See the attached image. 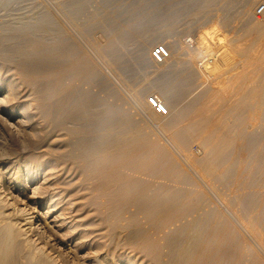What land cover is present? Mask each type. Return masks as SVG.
<instances>
[{
	"label": "rangeland",
	"instance_id": "1",
	"mask_svg": "<svg viewBox=\"0 0 264 264\" xmlns=\"http://www.w3.org/2000/svg\"><path fill=\"white\" fill-rule=\"evenodd\" d=\"M20 1L9 0L5 8L0 5V25L16 19L36 23L33 3L43 6L53 20L45 36L46 48L49 46L50 58L62 54L60 60L52 57L48 64L49 79L60 66L73 61L78 64L91 80L80 82L65 77L63 84L73 82L81 87L77 89L80 92H93L123 115L122 119L100 116L97 133L89 135L87 141L90 136L107 133L119 140V147L126 148L129 157L125 163L129 168L117 171L122 178L110 179L107 187L103 185L105 180L101 181L107 175L106 169L92 174L84 171L86 162L81 159L71 157L65 161L64 167L75 171V176L61 177L65 205L61 202L52 215L46 216L48 206L44 201L32 208V240L39 237L36 218L49 222V227L60 225L57 219L67 218L66 222L72 223L68 226H75L77 219L72 221L73 213L68 215L66 209V203L73 199L86 207L92 201L95 230L103 236L93 245L100 259L106 253L103 246H109L106 264H148L150 249L146 245L133 248L140 252L135 256L130 249L133 257L128 253L131 243L128 247L127 240L138 229L135 225L142 223L143 229H149L146 222L151 216L158 224L164 219L169 222L160 227L159 235H154L158 237L155 240L161 261L150 259V264H264V13L256 15V8L264 6V0H83L85 7L76 15H72L69 5L75 0ZM212 24L219 25V33L240 48L226 76L206 80L200 79L186 52H196V38ZM187 40L195 43L191 51L184 45ZM157 44L168 45L173 53L162 66H155L150 59ZM222 46L215 48L213 55L223 53ZM148 96H156L166 106L167 114H152L146 104ZM64 128L60 132L64 150L71 151L69 146L78 138ZM204 140L211 145L206 147ZM221 141L225 150L216 159L213 146ZM22 168L20 181L25 183L26 171ZM40 183L27 184V194L32 195L35 187L41 188ZM65 230L59 232L61 236L69 233ZM70 237L67 239L74 256L67 248L55 249L63 264L82 261L88 253L86 246L81 247L77 238ZM0 245L4 249L3 242ZM23 246L21 242L7 252L9 264H28Z\"/></svg>",
	"mask_w": 264,
	"mask_h": 264
},
{
	"label": "bare ground",
	"instance_id": "2",
	"mask_svg": "<svg viewBox=\"0 0 264 264\" xmlns=\"http://www.w3.org/2000/svg\"><path fill=\"white\" fill-rule=\"evenodd\" d=\"M75 1L76 2L74 3L69 2L72 15L73 13L75 14L79 12L84 6L83 0ZM7 2L9 3V0H0V5L4 7V5H7ZM32 8L34 9L32 10L35 13L34 20H36V23L27 20L16 19L12 21L8 20L0 25V243L2 244L3 242L4 246V249H0V264H9L8 260H6L8 257L7 252L9 253L14 245H20L21 242L24 245L22 249L25 250V255L27 254V256H25V259H27L26 263L61 264V260L63 259H59L61 263L58 261V257H61V254L59 255V253H57V256L55 252L59 249L67 248L69 252L72 251V254L74 253L69 245L71 241L67 239L70 236L73 238H77V240L81 242L79 243V245L83 244L84 246H86L88 251L87 255L82 257V261H77L76 259L75 264H106V259L108 258L107 256L109 254V246H107V244L103 246L102 249L106 251L107 254L104 253V257L100 259V257H96V244L93 245L95 241H97L98 239L100 240L103 236L100 237L101 233L98 234V231L95 230L96 224L94 222L95 220L92 217H94V214L96 215V212L92 211L95 209H93V207L91 206L92 201L88 200L90 202V204L88 202L90 207H86V205L83 203L79 204L77 202H72L73 199L69 200L66 203L69 207L66 208L68 209V215L73 213V215L71 216L72 218H69H71L72 221H75V219H77V222H75V226H68L72 223L68 224V220L66 222L67 218H59L62 214L60 215L58 213L60 216H56L57 218H59L56 221H59L58 223L56 221L55 222L57 224L60 223V225H56V227H49V222L47 223L46 220L43 221L40 218H36L38 224L36 225L35 230L38 231V235L39 237H41H37L35 240H32V237H30L31 235H29V232H31V223L32 221H34V216H32V214L34 213L31 211L32 208H36L35 206L44 201V204L46 203V205L48 206L47 209H45L46 212H44L46 216L49 214L52 215V213L55 211L53 210L55 206H57L61 202L63 203V197L65 196L62 197V192L65 191H63V188L65 187H63L64 184L62 186V182L64 179H62L61 181V177H63V174H67V176H75L74 170L69 167V169H67V167H64L63 165V163L69 160V158H76L78 159V161L81 159L82 162H86L85 167L82 168L84 169V171H90V173L92 174L106 169L107 175L104 179H101V181L105 180L104 184L102 183L105 187L110 186V179L120 180L122 178L118 176L119 173L117 171H119V168H129L128 165L125 164L129 159L127 155V149L119 147L120 143L118 139L110 137L107 133L102 134L100 132L99 135H96V137L94 138L90 136V140L87 141V137H89V135L97 133L95 126L96 124H99L100 126V116H120V119H122L123 115L121 114V110L119 112L117 108L109 107V104L107 105L104 98V100L101 98H97L96 95L92 94L93 92H86L85 89L83 90V92H80V84V88H77L78 85L74 86L73 82H68L69 84L67 83L66 85L63 84V80H66L65 77L67 78V80H79L80 82L91 80V77L89 75H84L82 70L79 69L78 64H76L74 61L70 64H64L58 69L55 68L56 72L54 76L52 75L53 80L49 79L50 70L48 68H50V66H48V64L50 65V61L53 58H57L60 60L62 54H52L53 58H50L51 53L47 50L49 46L48 48H46L47 39H45V36L48 33V26L52 19L50 20L48 13H46L47 11H44L41 4L33 3ZM30 9L31 8H29L28 10ZM68 14H70V12ZM219 29L220 27L217 24H212L211 26L203 29L195 40L196 52H186L190 63H193L192 65H194L195 69L198 71L200 79L207 80V78L213 77L216 79L227 74L230 69L232 70V68H230V65L238 54L240 46L235 41L228 40L226 38L227 36H223L222 34H220ZM49 35L51 36V33ZM190 41L191 40H187L186 42H184V45L185 47L187 46L186 48L191 51L194 49L195 43H193L194 45L189 44ZM220 45H223V53L221 51H218V54L213 55V50H215V48ZM166 46L169 51V57L162 64H155L152 60L150 52L151 62L155 66L165 65L172 59L173 53L171 52L169 46ZM57 49L59 48L57 47ZM220 53H222V55H219ZM197 54L199 56H196ZM182 62H184V60H182ZM96 110L98 111V114L95 113ZM118 118L119 117H117V119ZM118 120L115 121L119 124V122L121 121ZM64 126V129L68 128L70 132L69 134L74 136V138H78V140L77 138L74 140V142H76L77 140L76 143L71 142L74 143L72 147L69 146L71 151H68L67 149L64 150L65 144L63 140H61L62 135L60 132L63 131L62 128ZM104 130H102V132ZM65 134L67 135V133ZM208 139H210V137ZM210 143L212 142L205 141V144L208 145L206 147H209ZM73 146L74 150H72ZM224 147L225 144L222 143V141L220 144L213 146L214 149L212 148V152L216 156V159L219 154L221 155ZM209 152L210 151H208L207 153L209 154ZM223 154H225V152ZM210 155L211 154H209V156ZM21 167H23L24 169H22L26 171V179H24L26 180V182L24 181L25 183L20 181ZM42 174L43 176H41ZM51 177H53V180H49V178ZM39 181L42 182V184L40 183L42 185L40 186L41 188L37 187L40 190L35 187V189L33 190L34 193L32 195L27 194L26 185L38 183ZM104 186H102V188H104ZM11 192H13L14 194L11 195ZM70 196L72 195H69V197ZM82 200L83 199H81V201ZM52 203H55V205L52 206ZM64 203L63 205H65ZM61 206L62 205H60V207ZM61 208L65 209L63 207ZM17 217H22V221H18ZM164 220L160 222L162 224H158L157 221L154 220L151 216V219L147 220L146 222V224L149 225V229L144 228L145 230L143 229L142 223V227L140 224L138 227L137 225H135L136 229H138L136 231H132L133 234L129 232L131 235H128L129 239L125 237V239H128V242L126 241L127 246L128 243H131V246H128L129 250L128 247L124 244L126 242H123V244L127 247L124 248L128 250V253H130L131 249V251H134L135 256V252H137L135 249L137 247L140 248L141 246L146 245L148 247V250L150 249L147 253L149 256L146 255V258L148 256V258H150L152 262L161 261L160 258L162 255L160 254V247L156 241V238L158 237L155 238L154 235L156 233L159 235L162 232L160 230V227L169 222H165ZM131 221L135 222L134 219H131ZM21 222H26L24 225L29 224V228L23 229L24 225H21ZM143 223L145 224V222ZM43 226L45 228L44 231L42 228ZM80 226L85 227L86 229L80 230ZM155 227L157 228V231L155 230ZM65 229H67L69 233L66 232L67 234L66 236L64 235V237L63 235L61 236L59 232ZM150 229L153 231V234L152 232L150 233L152 234L151 236L148 233ZM152 236H154L153 240L151 239ZM75 246L76 245H73V248H75ZM80 246H78V248ZM121 246L119 247V250H123V247L121 248ZM49 248L53 251L49 250ZM74 250L76 251L77 249ZM79 250L81 249L79 248ZM125 252L126 250L124 251V253ZM141 253H143V249ZM138 254H136V256ZM70 255L68 257H70ZM74 255L75 254H73V256ZM131 256L133 255L131 254ZM74 259L75 258L71 260ZM150 259H148V264H150ZM142 260L144 261V259ZM144 263H147V260ZM129 264H132L131 261L129 262Z\"/></svg>",
	"mask_w": 264,
	"mask_h": 264
},
{
	"label": "built area",
	"instance_id": "3",
	"mask_svg": "<svg viewBox=\"0 0 264 264\" xmlns=\"http://www.w3.org/2000/svg\"><path fill=\"white\" fill-rule=\"evenodd\" d=\"M262 13H264V6H258L256 8V15H260ZM151 57L155 64H162L169 57L167 46L164 44L155 45L151 50ZM146 104L152 114H157L160 116L167 114L166 106L156 96H148L146 99Z\"/></svg>",
	"mask_w": 264,
	"mask_h": 264
}]
</instances>
